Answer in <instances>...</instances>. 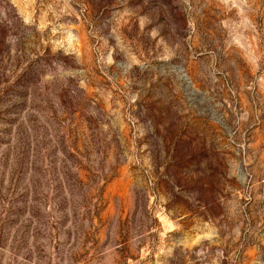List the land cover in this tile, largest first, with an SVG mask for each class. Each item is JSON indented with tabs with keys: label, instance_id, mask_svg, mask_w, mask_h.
Here are the masks:
<instances>
[{
	"label": "rangeland",
	"instance_id": "1",
	"mask_svg": "<svg viewBox=\"0 0 264 264\" xmlns=\"http://www.w3.org/2000/svg\"><path fill=\"white\" fill-rule=\"evenodd\" d=\"M0 264H264V0H0Z\"/></svg>",
	"mask_w": 264,
	"mask_h": 264
}]
</instances>
